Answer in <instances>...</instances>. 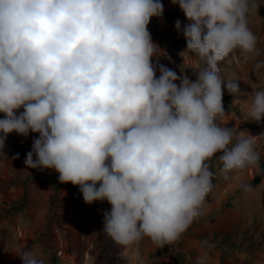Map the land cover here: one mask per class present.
I'll list each match as a JSON object with an SVG mask.
<instances>
[{"label":"clouds","instance_id":"obj_1","mask_svg":"<svg viewBox=\"0 0 264 264\" xmlns=\"http://www.w3.org/2000/svg\"><path fill=\"white\" fill-rule=\"evenodd\" d=\"M171 3L188 20L175 28L186 41L181 55L201 62L195 80L153 63L161 49L148 26L163 16L161 0H0V157L9 134L37 133L26 168L54 170L86 204L107 201L102 231L122 247L179 241L215 188L214 157L225 179L259 169L264 132L218 123L224 90L244 94L220 65L234 53L245 63L261 55L249 27L259 0ZM243 119H264V91L249 96ZM200 244L193 264H206L213 247ZM19 257L46 264L32 249Z\"/></svg>","mask_w":264,"mask_h":264},{"label":"rangeland","instance_id":"obj_2","mask_svg":"<svg viewBox=\"0 0 264 264\" xmlns=\"http://www.w3.org/2000/svg\"><path fill=\"white\" fill-rule=\"evenodd\" d=\"M161 3L163 16L153 17L148 26L153 42L161 49L153 63L195 80L194 69L202 66L201 62L191 53L181 55L186 41L175 28L177 20L181 29L188 20L171 0ZM259 3L258 14L249 17V27L258 37L261 55L245 63L234 53L230 62L220 65L222 78L238 80L244 94L234 98L224 90L226 115L218 123L253 136L264 132V119L244 121L243 116L249 96L264 91V68L255 69L256 62L264 60V0ZM36 137L38 134L31 132L27 137L9 134L2 150L6 157H0V264H23L19 256L28 249L40 253L46 264H193L204 240L213 245L206 249V264H264V171L260 166L225 179L214 157L215 188L207 197L204 214L179 241L161 249L145 237L122 247L102 231L103 214L111 210L107 201L86 204L79 186L59 183L54 170L26 168L24 160ZM256 149L264 157V139L257 142ZM258 176L261 183L253 186ZM242 185H247V190Z\"/></svg>","mask_w":264,"mask_h":264},{"label":"trees","instance_id":"obj_3","mask_svg":"<svg viewBox=\"0 0 264 264\" xmlns=\"http://www.w3.org/2000/svg\"><path fill=\"white\" fill-rule=\"evenodd\" d=\"M245 126H246V127H250L249 124H246ZM259 166H260L261 171H264V157H261L260 162H259ZM260 183H261V178H260L259 176L256 177V178L252 181V185H253V186H257V185H259Z\"/></svg>","mask_w":264,"mask_h":264}]
</instances>
